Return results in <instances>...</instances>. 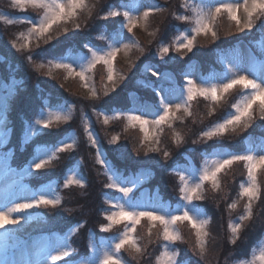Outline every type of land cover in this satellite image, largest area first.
<instances>
[{
	"label": "snow or ice",
	"instance_id": "6c2138e0",
	"mask_svg": "<svg viewBox=\"0 0 264 264\" xmlns=\"http://www.w3.org/2000/svg\"><path fill=\"white\" fill-rule=\"evenodd\" d=\"M9 7L21 12L29 8L40 13L38 18L27 16L12 17L0 14V21L5 25L28 24L26 31L20 32L16 40L11 41V47L20 53H27L25 60L32 66L36 73L45 72L49 79H54L55 72H63V79H78L81 87L89 93L90 100H99L101 93L95 87L94 76L97 66L104 70L102 95L108 96L115 92L117 84L125 77L116 68V59L120 53L128 56L133 50L143 54L144 48L134 35L138 27L147 29L150 18L168 11L164 6L155 3H145L144 0H122L119 4L108 5L97 11V3L90 0H10ZM180 8L183 12H171L172 19L189 27L179 31L170 44L160 43L156 55L163 60L170 52L180 54V59L188 53H193L197 48L199 37L211 38L212 42L220 39L217 31V22L226 17L229 27L235 26L237 32H251L258 28L264 32V0H181ZM243 13L241 17L240 13ZM113 20L118 23L111 35L100 33L97 39L104 41L105 47L98 48L84 44L87 53L78 52L75 55L61 54L51 59L37 61L32 49L35 41L36 47L40 43L49 44L53 40V33L59 32L67 35L70 31L82 30L80 20ZM116 18H120L117 20ZM86 26V25H85ZM159 29L149 32L155 37ZM264 48V39L260 41ZM223 65L220 73L212 72L202 76L199 80L186 76L183 84L178 89H171L168 95L163 90L153 89L155 97L151 104L135 105L126 110L98 111L93 106V115L96 122L105 128L117 121H123L122 132H116L108 139L109 145L119 144L122 135L130 130L140 133L135 151L139 155H159L165 162L172 158V152L161 147L162 137L167 129L170 132L172 145L180 148L187 141L185 136L177 130V123L183 125L187 120L196 123L193 106L200 100L207 103V116L215 115L217 108L228 104L233 92L239 95L229 105L228 111L219 120L202 129L192 144H209L211 152H206L198 166L171 167L169 175L176 177L178 201L175 205L162 200L159 193L141 194L135 196L136 189L143 183L146 170L141 171L131 179H125L113 168L101 149L100 140L94 130L90 118L80 111V122L88 145L94 148L95 163L103 170L100 174L105 176L107 182L104 188L119 193L118 197H105L104 203L108 206L103 211V221L99 227L102 233H111L115 228L122 230L112 236L110 240L95 242L92 232L88 234V248L91 255L79 260L74 257L76 249L72 247V237L79 229L85 227L84 222H79L70 228L63 236L55 234L41 238L34 244L33 257L24 264H128L124 253L131 254L132 260L140 264L141 259L151 256L148 249L155 242L158 243L159 252L152 259L151 264H182L180 261L181 250L179 244L187 243L180 231L182 225H187L194 242L189 246L192 254L199 260H206L209 254V240L211 237L210 226L212 217L208 216L204 207L198 203L207 198L211 191L214 194L224 193L222 198H227L224 192L223 177L234 165H242L246 173L245 178L238 185L236 197L227 203L226 211L232 213L240 207L243 201V211L233 220L229 216L227 231L228 243L236 245L245 231L246 222L254 219L255 205L264 200V184L260 177L264 175V141L254 145L251 140L246 142L242 150L227 151L222 143L230 133L236 134L239 130L247 131L253 122L259 119L264 121V60H253L247 67L240 62H233L220 58ZM134 61L130 66H134ZM151 75L157 77V71L146 68ZM21 82L11 79L0 82V145L9 136L7 103L19 91ZM76 111L75 104L57 103L45 104L34 121L27 122L24 126V141L27 142L35 136L52 135L54 126L69 124ZM200 121L204 116L199 115ZM79 138L75 132H69L63 139L57 138L55 142H43L36 148L32 161L23 169V176L40 173L42 169L50 168L61 159L62 153H73L77 150ZM8 154L0 157V162L6 165ZM12 173L11 168H7ZM167 171V169H166ZM18 186V187H17ZM87 180L80 170L72 167L68 170L63 180L62 187L67 190L72 187L85 189ZM60 185L46 184L37 190H32L21 181H15L4 191L0 198V231L6 235L19 231L24 225L33 220H44L39 212L41 208L58 209L64 204V197L60 193ZM16 189V190H13ZM65 211H71L65 209ZM146 222L144 237L136 235L137 229ZM155 233V235H154ZM0 264H18L16 261L4 260ZM233 264H264V240L253 246L249 258L238 259Z\"/></svg>",
	"mask_w": 264,
	"mask_h": 264
},
{
	"label": "trees",
	"instance_id": "16d2710c",
	"mask_svg": "<svg viewBox=\"0 0 264 264\" xmlns=\"http://www.w3.org/2000/svg\"><path fill=\"white\" fill-rule=\"evenodd\" d=\"M146 3H156L164 7H168V11L163 14H157L152 17V21H149L151 25L147 32L156 31L159 32L155 37L150 36L151 44L148 46L145 42V37H141L134 30L136 39L139 40L141 46L144 48V53L141 54L137 51L130 57L129 62L124 66L123 75L124 79L120 80V84H117L116 91L110 92L108 96L102 95V81L104 79V70L102 66H97L94 81L95 87L98 92L101 93L99 100H89L87 103H81L76 96L83 95L80 91L84 89L81 87L78 79H69L65 81L63 79V72H55L54 79H49L45 72L31 73L26 70L22 64L19 67L14 63H7L10 68L16 69V72H12L10 76L15 75L18 79L22 80V84L19 87L18 94L8 103V128L9 136L7 138L6 146L2 150V154L12 153L7 161L13 165H24L32 160L36 147L40 146L43 142H55L57 138L63 139L64 136L70 131H76L79 134V127L76 119H73L69 124L54 126L51 130H45L44 132H51L52 135H40L37 136L32 142L23 143L24 126L26 121L36 117L38 112L44 107L45 104L55 105L57 103H71L77 104L80 108L88 106L95 108L98 111H115L128 108L130 102H132L131 92L138 93L137 100L141 104L152 103L155 99L152 92V86L145 82L140 81L143 77L138 76L142 73L144 65L147 61L154 62V40H157L156 45L161 42L169 44L172 41L173 36L178 32L179 28L185 26L179 21L172 19L170 13L183 12L180 8L181 0H145ZM122 2V0H90V3H97V11L106 8L108 5H116ZM3 8L2 6H0ZM11 9V8H10ZM30 14L36 13V10L31 8L27 11ZM22 14V13H21ZM171 17V19H169ZM119 20L120 18H116ZM1 22V21H0ZM82 30L79 32H72L71 30L67 35L59 32L57 39V32L53 33V39L56 45L45 44L41 42L42 47L47 46V49H35L34 54L37 61L47 60L53 58V56H59L65 54V52L73 51L78 52L79 49H84V44H95L94 46L104 47V41L98 40L96 37L100 33L111 35L112 31L119 25L113 20H100L93 17L92 20H86L84 17L81 20ZM86 25V26H85ZM0 23V35L3 42H0V54L3 57H7L9 47L7 46L6 38L12 36L13 27ZM25 28V25L22 26ZM217 31L220 39L216 42H212L211 38L199 37L197 40V48L193 50V53H188L184 56V59H180V54L170 52L167 57L162 60L161 66L164 69L171 70L174 75L180 77L187 66L190 64H197L202 72L210 70L215 65L213 61L214 52L224 49L225 51L231 49L239 41L258 44L260 30L254 28L249 34H242L237 32L235 26L229 27V22L226 17H222L217 22ZM14 32V31H13ZM146 34V33H145ZM9 35V36H7ZM5 44V47H3ZM80 51V50H79ZM83 51V50H82ZM87 51V50H85ZM134 61V66H130ZM193 61V62H192ZM27 62V61H26ZM25 62V63H26ZM6 64V65H7ZM214 64V65H213ZM119 65H122L121 59H116V68L121 73ZM5 64H3V67ZM27 67V66H26ZM28 67H32L28 64ZM161 68V70H163ZM102 70V71H101ZM143 74V73H142ZM9 76V77H10ZM103 77V79H101ZM1 82V79H0ZM103 84V83H102ZM101 85V86H100ZM239 94V91L233 92L229 97L228 104H224L217 108L215 115L207 116L208 106L203 100L198 101L193 106L194 114L196 116V123L192 120H187L185 124L181 125L177 123L176 128L180 131L186 139V143L180 148H176L171 143L170 132L166 129L163 136L164 147H167L172 152V158L165 162L164 160L159 163L155 161L157 154H149L144 156L143 151L138 155L135 151V146L138 143L140 133L138 131L130 130L128 133L122 135L121 141L114 147H109V144L104 138V133L122 132L123 121H117L105 128L103 125L99 126L95 119L94 128L98 133L100 139L101 149L104 151L107 160L112 164L123 177L129 178L141 173L142 169L146 170V180L148 184L145 186L152 192H159L164 199H172L177 194L176 178L169 175L172 165L177 163H184L186 161V155H190L192 152L193 159L199 160L202 154L211 152L213 149L209 148V144L217 143L210 141L208 144H192V139H195L198 133L210 126L213 122L219 120L228 111H230L229 105L232 103L233 98ZM76 95V96H75ZM84 96V95H83ZM199 115H203V121H200ZM95 118V116L92 114ZM79 121H80V117ZM80 138V137H79ZM249 139H264V121L257 119L253 122L252 127L247 131L239 130L236 134H229L222 143L224 147L234 150H242ZM95 149L89 147L86 137L79 139V145L73 153H62L61 159L54 163L50 168L41 170L40 173H36L32 179L35 180L34 185L57 180L60 185V193L64 197V204L58 209L41 208L33 210V212H39L45 217L44 220H33L31 223L24 225L19 231H14L15 237L13 243L19 240H25L35 237L40 234L52 235V233L65 234L70 228L75 226L79 222H84L85 227L79 229L78 233L72 237L73 248L76 249L74 259L78 257H84L89 251L88 248V234L92 232L93 235L100 238L102 235L105 238H110L111 234L116 231H121L122 226L115 228L111 233H101L99 230L100 225L104 222L102 215L103 211L107 209V205L104 203L105 197H114L117 193L113 190L104 188V184L107 182L105 176L100 173L103 171L99 165L95 163ZM19 166L16 168L19 170ZM77 166L80 172L85 176L87 180V187L85 189L70 188L63 189L62 178L65 176L70 168ZM167 169V171H166ZM245 171L242 165H234L227 175L223 177L224 192L227 193V198H222L224 193L214 194L211 191L208 192L207 198L198 202L203 207L208 216L212 217V224L210 226L211 237L209 243H212V256H207V260L210 264H233V261L238 259L248 258L250 250L253 246L257 245L264 235V200L258 202L254 207V219L251 222H246L245 231L241 235V239L237 241L236 245L228 243V231L227 224L229 216L235 220L243 211V201L240 203V207L232 212L226 211L227 203L231 202L236 197L238 192V185L240 181L245 178ZM262 184H264V175L260 177ZM70 209L71 211H65ZM180 227V231H183V227ZM185 232L182 234L185 237L187 243L179 244L177 247L181 250L180 261L186 264H206L204 260H199L198 257L193 256L188 234L190 230L185 224ZM146 231V222H142V225L138 227L136 235L144 237ZM155 235V233H154ZM20 242V241H19ZM214 243L216 246H214ZM222 246V247H221ZM222 249V252H221ZM151 256H146L141 259L140 264H151L152 259L159 252L158 243L154 242L148 249ZM125 259L128 264H136L135 260H132L131 254L124 253Z\"/></svg>",
	"mask_w": 264,
	"mask_h": 264
},
{
	"label": "rangeland",
	"instance_id": "374dc122",
	"mask_svg": "<svg viewBox=\"0 0 264 264\" xmlns=\"http://www.w3.org/2000/svg\"><path fill=\"white\" fill-rule=\"evenodd\" d=\"M144 2L146 3V1L144 0ZM154 3V2H153ZM156 4V3H155ZM9 5H10V0H0V6H2L3 8H1L0 7V14H3V15H10V16H12V17H22V16H27V17H31V18H38L39 17V15H40V13L38 12V11H36V13H34V14H30V13H28L27 11H25V12H21V11H19V10H13V9H10V7H9ZM167 9H168V7H166ZM22 13V14H21ZM166 13V12H165ZM240 15H241V17H243V13L241 12L240 13ZM153 17V16H152ZM152 17L150 18V21H152ZM83 19V17L81 18V20ZM169 19H171V17H169ZM81 20H80V23H82L81 22ZM2 22V21H1ZM0 22V23H1ZM2 24H3V22H2ZM12 25H14L12 28H13V30H12V36H9V35H7V36H9V37H7L6 38V42H7V46L9 47V50H8V52H10L9 54H8V56L7 57H3L1 54H0V79H1V82H4V83H6V82H8V81H10L11 79H15L16 81H19V82H21V84H22V80L21 79H18L17 77H15V75H13V76H10V75H12L11 73L14 71V72H16V69H13V68H10V66L7 64V63H14V65L15 66H21V64H22V66L26 69V70H28L30 73L33 71V68L32 67H28V63L26 62V60H25V56L27 55V53H20V52H17L15 49H13L12 47H11V41H13V40H16V37H17V35L20 33V32H24V31H26L27 30V28L29 27V25L28 24H12ZM12 25H9V26H12ZM23 25H25V28H23L22 26ZM151 25V23H149V26ZM149 26H148V28L147 29H144L143 27H138L137 29H136V33L138 34V35H140L141 37H143L144 38V36L146 35V37H145V42H146V44H148V46L151 44V40H150V37H149V32H147L148 31V29H149ZM187 27H189V25H185V26H183L182 28H179L178 29V32L179 31H182L183 29H185V28H187ZM69 29L71 30V25H69ZM14 31V32H13ZM178 32H177V34H178ZM55 33V32H54ZM146 33V34H145ZM241 33V32H240ZM176 34V35H177ZM242 34H249V32H243ZM259 41H258V44H256V42H254V43H248V42H242V41H239L238 42V44H236L234 47H232L231 49H229V50H227V51H225L224 49L222 50V49H220V50H218V51H216V52H218L217 54H218V66H219V71L218 72H216V73H220V72H222L223 71V65L219 62V60H220V58H223V59H225V60H231V61H233V62H240L243 66H245V67H247L253 60H255V61H261V60H264V48H261V46H260V41L262 40V39H264V32H261L260 31V33H259ZM173 38H174V36H173ZM204 38V37H203ZM54 40L55 39H53L49 44L50 45H52V46H54V45H56V43L54 42ZM0 42H3L2 41V39H1V35H0ZM156 42H157V40H154V48H153V50H154V62L153 61H147L146 63H145V65L143 66L144 67V69H143V71H142V73H139L138 74V76H140V75H142V79L140 80V81H142V82H145V83H147V84H149V85H153V87H155L156 89H158L159 91L160 90H163V93L162 94H164V95H168L169 94V91L171 90V89H178L179 87H180V77H177L176 75H174L173 73H172V71L171 70H167V69H164V68H162V66H161V63H162V60L156 55V51H157V47H158V45H156ZM171 43V41L169 42V44ZM43 45H45V44H43ZM90 45H92V46H94L95 44H91L90 43ZM1 46V45H0ZM106 46V45H105ZM104 46V47H105ZM2 47V46H1ZM3 47H5V44H3ZM94 47H98V48H101V47H99V46H94ZM37 47H36V42L34 41L33 42V44H32V49L33 50H35ZM48 47L47 46H43L42 47V45H41V43H40V46H39V48H37V49H47ZM103 48V47H102ZM80 50V51H79ZM79 50H77L78 52H81L82 50V52H84V53H87V52H85V48L84 49H79ZM78 52H73V51H70V52H68L67 54H72V55H75L76 53H78ZM133 53H135V51L133 50L128 56H125V54L122 52V53H120L119 55H118V57L117 58H119V59H121V62H122V65L120 66L119 65V67H120V69H122V68H124V66L129 62V60H130V57H131V55L133 54ZM215 53V52H214ZM213 53V54H214ZM212 57H213V55H212ZM26 62V63H25ZM193 62V61H192ZM3 64H5V66L3 67ZM7 64V65H6ZM27 66V67H26ZM151 68L152 70H155V71H157L158 72V76L157 77H154V76H152L151 75V72L150 71H146V68ZM161 68L163 69V70H161ZM211 69H215L216 70V68H215V66H213ZM102 71V70H101ZM211 71V70H210ZM209 72V71H208ZM121 73H123V69L121 70ZM210 73H212V72H210ZM210 73H208L207 75H209ZM183 74V78H186V76H188V75H190L191 77H193V78H195V79H197V80H199L204 74L203 73H201V72H199V70H198V68L195 66V64H190V65H188L187 66V68H186V70H184V72L182 73ZM10 76V77H9ZM101 79H103V77H101ZM104 82V79H103V81H102V83ZM102 83H101V85H102ZM119 84H120V81L118 82ZM155 83H157V84H155ZM20 84V85H21ZM100 85V86H101ZM85 92V93H83V95H78V96H76L77 97V99L83 104V103H87V101H89L90 99L88 98L89 97V93H88V91L86 90V89H82V91H80V93L82 94V92ZM0 95H3V93H0ZM239 94H237L234 98H233V101L235 100V98H237V96H238ZM135 96V95H134ZM132 99L134 100L135 99V97H132ZM232 101V102H233ZM9 103V102H8ZM8 103H7V105H6V111H7V109H8ZM136 106V107H140L141 106V104H137V103H135V104H133V106ZM76 106V111L74 112V114H73V119H76V122H77V124L76 125H78V127H79V134H78V132H76L75 131V133L77 134V136H78V138L80 137H84V133H83V128H82V126H81V122L79 121V118L78 117H80V111H81V109H83V112L90 118V120L93 122V124L95 125V121H96V117L94 118L93 116H91L92 114H93V107L92 108H90V107H88V106H85V108H80L79 107V105H75ZM132 106V104L131 105H129L128 106V108H131V107H133ZM43 108V107H42ZM41 108V109H42ZM41 111V110H40ZM40 111L38 112V114H37V116L39 115V113H40ZM36 116V117H37ZM36 117H33L31 120H28V121H26V123L27 122H31V121H34V119L36 118ZM94 119H95V121H94ZM25 123V124H26ZM97 123V122H96ZM120 123H122V121L120 122ZM99 126H102V124L101 123H97ZM110 127V126H109ZM94 130H95V128H94ZM178 130V129H177ZM45 130H42V132H44ZM72 132H74V131H72ZM95 132H96V130H95ZM115 132H113V131H110V132H107V134L106 133H104V138L106 139V142L108 143V139L110 138V136L112 135V134H114ZM96 134H97V136H98V133L96 132ZM23 137H24V135H23ZM37 136H35V137H33L31 140H29V141H27L26 143H29V142H32L35 138H36ZM99 137V136H98ZM79 138V139H80ZM100 140V139H99ZM249 140H251L252 141V143L254 144V145H259L260 143H261V141H264V139H262V140H258V139H249ZM121 141V140H120ZM6 142H7V140L2 144V145H0V157H2V156H4L3 154H2V150L4 149V147L7 145L6 144ZM164 139H163V137H162V144H161V147H163L164 146ZM23 143H25V141H24V139H23ZM120 143V142H119ZM118 145V144H117ZM114 146H116V145H109V147H114ZM246 146V145H245ZM244 146V147H245ZM102 147V146H101ZM225 148V150H227V151H231L230 149H228V148H226V147H224ZM35 151H36V149H35ZM103 151V150H102ZM173 155V154H172ZM203 155V154H202ZM10 156H12V153H9L8 154V158L10 157ZM187 156V160H186V162L185 163H183V164H180L179 166H181V167H183V166H186V165H188V164H194V165H196V166H198L199 164H200V162H201V160H202V157L200 158V161H197V160H195L194 161V159H193V155H192V152L190 153V155L188 156V155H186ZM163 159L160 157V156H157V158H156V160L154 161L153 160V162H156L157 161V163H159L160 161H162ZM32 161V160H31ZM30 161V162H31ZM10 166H12L11 167V169H13V167L15 166V168H17L19 165H16V164H14L13 165V162L12 163H10V162H8L7 161V163H6V165L4 164V163H2V162H0V198H2V196H3V194H4V191L7 189V188H9V186H11L12 184H13V182H15V181H18V180H20V178L22 179V178H24V177H32V176H34L36 173H33L31 176H23L22 175V172L23 171H21V172H18V173H16V170H15V172H12V173H9L8 171H5V169L7 168V167H10ZM27 165H23L22 167H23V169L26 167ZM74 167V166H73ZM76 168H77V166H76ZM42 170H44V169H42ZM80 170V169H79ZM83 175V174H82ZM84 176V175H83ZM85 177V176H84ZM133 177H135V176H133ZM133 177H131V178H133ZM123 178H125V177H123ZM131 178H128V179H131ZM176 178V177H175ZM126 179V178H125ZM63 180H64V178H62V182H63ZM58 181H55L54 183H52V184H54V185H56V184H58L57 183ZM148 184V180H146V175L144 176V181H143V183L136 189V191H135V196L137 197V198H139V197H141V194L143 193V194H156V193H159V192H152V191H150L147 187H145L146 185ZM26 187H28V188H30V189H32L33 190V188H31V186L29 185V184H27L26 185ZM42 187V186H41ZM40 187V188H41ZM72 188H76V187H72ZM119 196V193H117L116 194V196H114V197H118ZM159 196H160V198L162 199V200H164L165 202H167V203H171V204H173V205H175V203L178 201V194H176V195H174V198L172 199V201L170 200V199H164L162 196H161V194L159 193ZM104 223V222H103ZM182 227H183V233L185 232V227H184V225H182ZM119 232V231H118ZM118 232H116V231H114L110 236L112 237V236H114V235H116ZM102 233V232H101ZM52 234H55V235H57V236H63L64 234H61V233H52ZM104 234V233H103ZM48 234H40V235H37V236H35V237H32V238H29V239H25V240H19V239H17L18 240V242H16V243H13V238L15 237V233H14V231L11 233V234H9V235H6L4 232H2V231H0V261H4V260H11V261H16V262H18V264H24V261H26V260H28V259H30V258H34L33 257V252H34V244L37 242V241H39L41 238H43V237H46ZM94 236V238H95V242L97 243V244H99V242L101 241V240H110L111 239V237L110 238H105V237H103V235L100 237V238H98L97 236H99V235H93ZM188 237H189V241H190V244L191 243H193L194 242V237L191 235V232L188 234ZM262 240H264V235H263V238H262ZM262 240L260 241V242H262ZM20 241V242H19ZM71 243H72V247H73V241H71ZM88 243H89V240H88ZM24 244V245H23ZM20 246V245H22V246H20L19 248H18V250L17 251H15V256H14V258L13 259H11V258H9V259H7V255H9L10 256V254H8V253H10L12 250H15L14 248H13V246ZM214 246H216V244L214 243ZM211 247H212V243H209V254H208V256L210 257V256H212V253H213V251H212V249H211ZM222 247V246H221ZM14 252V251H13ZM221 252H222V249H221ZM12 255V254H11ZM91 255V250L89 249V251H88V253L87 254H84L83 256L84 257H81L80 259H82V258H86V257H88V256H90ZM250 256V255H249ZM11 257V256H10ZM249 258V257H248ZM71 259V258H70ZM74 259H76V260H79V258L78 257H76V258H74ZM208 258H206V260H204L205 261V263L206 264H210L209 262H208V260H207ZM60 264H63V262H60ZM182 264H186V263H182Z\"/></svg>",
	"mask_w": 264,
	"mask_h": 264
}]
</instances>
